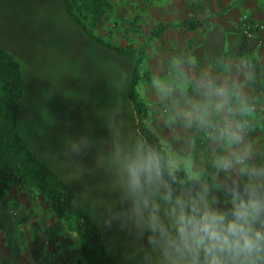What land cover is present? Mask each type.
Wrapping results in <instances>:
<instances>
[{"label":"rangeland","instance_id":"rangeland-1","mask_svg":"<svg viewBox=\"0 0 264 264\" xmlns=\"http://www.w3.org/2000/svg\"><path fill=\"white\" fill-rule=\"evenodd\" d=\"M23 3L0 2V47L17 56L27 77L20 111L23 140L75 190L79 211L100 228L117 264H138L142 253L131 254L142 242L115 223L106 228L101 222L108 206L123 207L120 176L112 163L113 155L117 149L143 141L126 109L125 62L71 25L58 0ZM111 3L102 23L89 24L90 29L105 41L133 46L136 15L123 17L120 0ZM145 45L136 47L143 57L137 89L148 107L145 124L150 128V118L155 113L150 105L154 106L152 101L157 95H164L165 88H155L150 82L151 73L145 69L149 67ZM161 111L165 113L164 107ZM160 139L165 150L166 136L160 135ZM72 140L84 141L79 151L70 147ZM202 146L187 141L184 154L175 152L171 156L188 178L202 179L208 174L216 180L214 191L221 199L228 195L225 189L230 185L247 182L244 177L233 181L229 169L219 170L211 160L205 161ZM15 197H21L23 202L28 197L42 200L38 206L49 224L48 242L54 245L51 252L61 254L59 258L55 253L54 263L77 264L79 235L74 223L57 218L45 198L30 184L11 185L0 200V208L4 201L12 202ZM23 207L20 202L3 209L13 208L19 217Z\"/></svg>","mask_w":264,"mask_h":264},{"label":"crops","instance_id":"crops-1","mask_svg":"<svg viewBox=\"0 0 264 264\" xmlns=\"http://www.w3.org/2000/svg\"><path fill=\"white\" fill-rule=\"evenodd\" d=\"M120 3L123 17H137L133 47L146 43L145 69L152 86L165 88L150 105L155 113L148 128L159 141L166 136L167 156L184 154L187 141L201 144L205 161L211 160L214 168L223 159L231 164V180L252 181L241 170L264 168V0ZM243 16L263 27L242 35ZM41 201L15 197L3 202L0 264H55V253L60 258L59 252H51ZM20 202L24 207L19 217L17 210L3 209Z\"/></svg>","mask_w":264,"mask_h":264},{"label":"clouds","instance_id":"clouds-1","mask_svg":"<svg viewBox=\"0 0 264 264\" xmlns=\"http://www.w3.org/2000/svg\"><path fill=\"white\" fill-rule=\"evenodd\" d=\"M82 143L69 141L73 151ZM112 163L123 207L108 206L101 222L142 242L131 254L142 253L138 264H264V168L242 169L253 180L230 185L221 199L198 177L179 183V164L144 141L117 149Z\"/></svg>","mask_w":264,"mask_h":264},{"label":"trees","instance_id":"trees-1","mask_svg":"<svg viewBox=\"0 0 264 264\" xmlns=\"http://www.w3.org/2000/svg\"><path fill=\"white\" fill-rule=\"evenodd\" d=\"M26 0H0L3 3L24 4ZM112 0H58L64 16L82 35L124 60L127 79L126 109L133 117L135 130L141 139L166 154L158 137L146 126L148 107L137 89L142 77L139 71L141 54L130 45H117L94 34L90 25L98 26L111 9ZM162 29L166 25L162 24ZM27 90V77L22 62L9 50L0 47V200L11 185H32L45 198L54 215L74 223L79 235L77 264H117L98 226L91 223L77 206L75 190L25 144L20 131V111ZM179 183H193L182 170L176 174ZM201 179V178H200ZM202 180L216 185V180L204 174Z\"/></svg>","mask_w":264,"mask_h":264},{"label":"built area","instance_id":"built-area-1","mask_svg":"<svg viewBox=\"0 0 264 264\" xmlns=\"http://www.w3.org/2000/svg\"><path fill=\"white\" fill-rule=\"evenodd\" d=\"M263 27V24H261L258 21H255L254 19L247 18L246 16L242 17V23H241V31L244 36H250L255 29H260Z\"/></svg>","mask_w":264,"mask_h":264},{"label":"flooded vegetation","instance_id":"flooded-vegetation-1","mask_svg":"<svg viewBox=\"0 0 264 264\" xmlns=\"http://www.w3.org/2000/svg\"><path fill=\"white\" fill-rule=\"evenodd\" d=\"M136 132H138V134L140 133V131H139V129H137V131Z\"/></svg>","mask_w":264,"mask_h":264}]
</instances>
